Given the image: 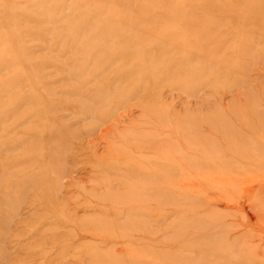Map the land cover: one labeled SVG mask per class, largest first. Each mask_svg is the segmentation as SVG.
<instances>
[{
	"label": "rangeland",
	"instance_id": "1",
	"mask_svg": "<svg viewBox=\"0 0 264 264\" xmlns=\"http://www.w3.org/2000/svg\"><path fill=\"white\" fill-rule=\"evenodd\" d=\"M0 264H264V0H0Z\"/></svg>",
	"mask_w": 264,
	"mask_h": 264
},
{
	"label": "bare ground",
	"instance_id": "2",
	"mask_svg": "<svg viewBox=\"0 0 264 264\" xmlns=\"http://www.w3.org/2000/svg\"><path fill=\"white\" fill-rule=\"evenodd\" d=\"M148 37V36H147ZM147 37H145V38H147ZM197 46V45H196ZM198 47V46H197Z\"/></svg>",
	"mask_w": 264,
	"mask_h": 264
}]
</instances>
